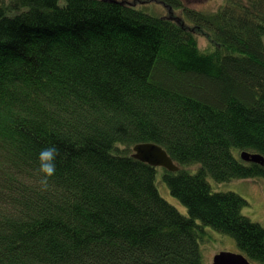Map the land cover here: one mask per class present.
Instances as JSON below:
<instances>
[{"label": "trees", "instance_id": "obj_1", "mask_svg": "<svg viewBox=\"0 0 264 264\" xmlns=\"http://www.w3.org/2000/svg\"><path fill=\"white\" fill-rule=\"evenodd\" d=\"M138 1L0 0V264H203L206 229L264 264L247 202L209 184L264 181L240 159H264V0H152L163 15ZM145 143L179 168L160 184L186 213L132 158Z\"/></svg>", "mask_w": 264, "mask_h": 264}, {"label": "rangeland", "instance_id": "obj_2", "mask_svg": "<svg viewBox=\"0 0 264 264\" xmlns=\"http://www.w3.org/2000/svg\"><path fill=\"white\" fill-rule=\"evenodd\" d=\"M126 1V0H120ZM133 1V0H128ZM182 4L190 9H195L203 12H213L217 10L222 4L223 0H180ZM140 7L147 6L146 11L150 14H167L166 9L162 6L155 4L152 0H139ZM179 15V13H177ZM264 44V37H263ZM198 45L201 49H205L207 42L204 38L198 37ZM237 155V151H234ZM156 183L160 195L176 207L181 213H186L185 208L179 203L178 200L171 197L167 187L164 183L160 184L161 173L163 169L157 168ZM197 166L190 170V173H195ZM163 182V181H162ZM209 184L213 191L220 193H235L242 197L247 205L242 209V215L252 222H255L264 227V181L261 179L256 180H234L225 183H215L209 179ZM163 186V187H162ZM164 188V189H163ZM162 190V191H161ZM207 240L205 243H200L203 264H212L213 257L220 252H228L240 254L235 241L226 235L217 233L212 229H206Z\"/></svg>", "mask_w": 264, "mask_h": 264}, {"label": "water", "instance_id": "obj_3", "mask_svg": "<svg viewBox=\"0 0 264 264\" xmlns=\"http://www.w3.org/2000/svg\"><path fill=\"white\" fill-rule=\"evenodd\" d=\"M132 158L152 168H161L169 173H176L179 168L174 164L172 159L168 156L158 145L152 143L138 144L132 149ZM240 159L246 163H254L264 165V159L257 154H249L242 152ZM212 264H252L243 255L220 252L212 259Z\"/></svg>", "mask_w": 264, "mask_h": 264}, {"label": "clouds", "instance_id": "obj_4", "mask_svg": "<svg viewBox=\"0 0 264 264\" xmlns=\"http://www.w3.org/2000/svg\"><path fill=\"white\" fill-rule=\"evenodd\" d=\"M60 149L56 145L42 148L38 154L37 174L39 176V190L46 192L50 188V180L56 174V162L60 157Z\"/></svg>", "mask_w": 264, "mask_h": 264}]
</instances>
